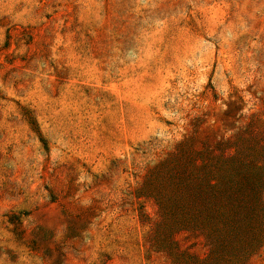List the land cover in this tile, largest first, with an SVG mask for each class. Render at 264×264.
Here are the masks:
<instances>
[{"label": "rangeland", "instance_id": "1", "mask_svg": "<svg viewBox=\"0 0 264 264\" xmlns=\"http://www.w3.org/2000/svg\"><path fill=\"white\" fill-rule=\"evenodd\" d=\"M0 264H264V0H0Z\"/></svg>", "mask_w": 264, "mask_h": 264}, {"label": "trees", "instance_id": "2", "mask_svg": "<svg viewBox=\"0 0 264 264\" xmlns=\"http://www.w3.org/2000/svg\"><path fill=\"white\" fill-rule=\"evenodd\" d=\"M33 123V122H32Z\"/></svg>", "mask_w": 264, "mask_h": 264}]
</instances>
